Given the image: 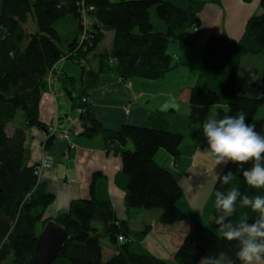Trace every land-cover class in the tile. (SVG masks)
I'll list each match as a JSON object with an SVG mask.
<instances>
[{"label":"trees","instance_id":"trees-1","mask_svg":"<svg viewBox=\"0 0 264 264\" xmlns=\"http://www.w3.org/2000/svg\"><path fill=\"white\" fill-rule=\"evenodd\" d=\"M257 1L261 13L247 20L240 40L235 41L224 33L206 39L197 85L188 96L189 104L194 106L224 105L244 114L246 124H251L259 108L264 106V90L259 97H249L237 86L241 58L247 54L264 56V0ZM211 3L219 4L220 0H187L186 7L167 0H2L0 264H33L37 239L49 220L67 233L51 264H168L141 246L146 229L133 231L128 221L116 218L111 202L101 194L104 177L99 172L92 175L89 198L73 201L68 211L60 212L52 219L45 218V211L55 197L34 175L37 163L29 162L26 130L45 131L43 148L48 150L54 138L48 133L49 127L39 120L38 105L47 87V75H55L56 65L61 60H74L85 71L89 61L96 58L95 75H111L123 82L133 79L157 81L176 68L168 53L169 45L183 41L192 46L200 36L199 15L205 5ZM152 8L166 27L164 33L153 28L150 21ZM66 18L76 22L77 31L66 48L61 49L60 34L55 25ZM85 18L89 26L82 39ZM188 30L194 32L193 37L183 40ZM106 32L113 34L110 47L99 50ZM69 79L76 82L74 78ZM261 85L264 88V76ZM66 92L71 97V91L67 89ZM74 108L80 110L81 136L102 135L106 147L120 156L122 168L115 181L124 191L127 209H158V221L163 226L184 221L186 215L177 206L182 189L172 172L158 165L154 157L159 150H164L177 160L185 139L206 143L200 123L203 120L169 110L149 115L148 127L109 126L94 117L91 105L82 96ZM19 111L22 126L14 127L9 133V124ZM182 131L187 132L186 136ZM238 167L229 163L220 173L231 170L237 176L233 184L241 192L264 195V189H250L244 183L242 174L236 171ZM228 187L216 179L215 192L226 191ZM238 214L239 208L234 218ZM215 215L213 207L212 219ZM249 215V223H252L255 214ZM94 222L101 223V228L94 226ZM213 226L215 232L202 222L194 221L190 233L174 254L173 264H198L201 257L220 251L235 259L237 242L224 240L217 233L218 226L215 223ZM121 236L127 242H118ZM101 238L108 242L109 246L105 247L114 251L108 260L103 259Z\"/></svg>","mask_w":264,"mask_h":264},{"label":"crops","instance_id":"crops-1","mask_svg":"<svg viewBox=\"0 0 264 264\" xmlns=\"http://www.w3.org/2000/svg\"><path fill=\"white\" fill-rule=\"evenodd\" d=\"M167 1L180 7L187 6V0ZM1 5L2 0H0V7ZM152 9V16H155L152 18L157 25L154 27L150 20L154 30L164 33L166 27L157 21L155 9ZM260 13L261 9L257 0L251 2L220 0L219 4L205 5L199 15L201 22L199 39L192 46H187L183 41L169 45L168 53L175 61L176 68L157 81L133 79L123 82L111 75H95L93 73L96 71V58L89 61L85 71L74 60L66 59L57 63L54 78L50 83L46 81L47 87L38 105V117L47 127L56 120L58 131L67 132L68 139H53L46 151L52 160V165L42 171L40 182L48 193L54 195L55 200L46 209L44 217L52 219L60 212L68 211L73 201L89 198L92 175L99 172L104 177L101 194L104 199L111 202L116 218L128 221L133 231L141 232L146 229L147 234L141 242L143 249L167 261L168 264H173L174 254L185 236L190 233L194 221L204 223L202 219L206 211L211 209L210 217L207 219L210 225H214L211 212L214 207L215 172H221L224 165L215 166L213 160L209 164L206 155L201 153L207 145L189 139L183 141L180 156L175 161L164 150H159L154 159L158 165L175 176L183 193L177 206L186 215V219L180 223L163 226L158 221L160 213L157 211L127 209L124 191L115 181L122 168L121 158L106 147L102 135L98 134L92 138L81 136L82 128L77 109L74 108L75 102L82 96L91 105L94 117L109 126L131 124L148 127L150 123L147 117L155 112L173 110L180 114L182 108H191L188 105V96L190 90L197 85L206 39L210 35L224 33L238 41L244 33L247 20L252 15ZM69 20L71 35L68 41L77 31L76 22L70 18ZM193 34L192 30H188L183 40L192 39ZM112 35V32L105 33V44L101 43V49L110 47ZM263 76V55L247 54L241 58L237 86L247 96L261 95L264 90L261 85ZM68 78H74L76 82ZM79 80L78 94L75 95L71 91V97H69L65 86L71 83L76 87ZM157 97H161L159 107L144 106L146 100ZM212 108H221L223 112L230 115L229 109L224 105H216ZM125 109L129 110L128 114L125 113ZM211 109L202 112L199 120L206 119L207 115L211 114ZM251 124H255L257 132L264 134V106L259 108ZM18 126H22V122L17 125L10 123V131L12 132L13 128ZM46 134L45 131L36 128L26 130V148L31 164L41 160ZM113 253L112 249L106 247L103 250V259L108 260Z\"/></svg>","mask_w":264,"mask_h":264},{"label":"clouds","instance_id":"clouds-1","mask_svg":"<svg viewBox=\"0 0 264 264\" xmlns=\"http://www.w3.org/2000/svg\"><path fill=\"white\" fill-rule=\"evenodd\" d=\"M196 107H199L197 105ZM199 117V113H196ZM246 116H224L222 119H204L201 123L207 147L203 153L215 165H239L244 183L250 189H264V134L255 130V124H246ZM251 164L250 167H241ZM219 183L230 186L216 191L213 222L219 235L226 241L237 242L235 259L223 251L201 257L198 264H264V195L241 192L233 184L237 176L229 170L215 172ZM239 208L238 216L237 213ZM249 213L255 214L249 223Z\"/></svg>","mask_w":264,"mask_h":264},{"label":"rangeland","instance_id":"rangeland-1","mask_svg":"<svg viewBox=\"0 0 264 264\" xmlns=\"http://www.w3.org/2000/svg\"><path fill=\"white\" fill-rule=\"evenodd\" d=\"M111 1H116V0H111ZM152 12H153V9H151V15H150V20L152 21V23H153V25H154V27L155 26H157L156 25V23H155V21H154V18H152V17H155V16H152ZM156 19H157V21L159 22V23H161L162 24V22L158 19V17H156ZM72 20V19H71ZM69 18H66V19H63L62 21H60V22H58L56 25H55V27H56V29L58 30V32H59V34H60V39H61V43L59 44V46H60V48L61 49H65L66 48V44H67V42H68V40H69V37H70V35H71V26L69 25ZM103 44H105V40L102 42V45ZM99 49H101V46L99 47ZM70 63H71V61H69ZM47 78H48V76L46 77V80H47ZM54 77H52V79H53ZM80 80L77 82V85H76V87H74L73 85H71V84H67V86H65L66 87V89L65 90H70V91H72V92H74V94L76 95V94H78V92H79V89H80ZM161 97H157V98H153V99H150V100H146L145 101V104H144V106H154V107H159L161 104H160V102H159V99H160ZM189 105V107H191V108H182L181 109V112H179L180 114H184V115H191V116H193V117H195V118H200L201 116H200V114L202 113V112H206L205 110H207V109H211L212 107H214V106H199V107H196V106H194V105H191V104H188ZM199 109H201V111H199ZM211 114H209V115H207V116H203V117H207V118H217V117H219V116H225V115H227L225 112H223L222 110H221V108H212L211 110ZM199 113V117H197L196 116V113ZM228 114H230V116H235V115H237V114H239L237 111H233V110H229V113ZM21 112L19 111L18 113H17V115H16V117H15V119H14V121H13V124H18V123H21L22 122V118H21ZM56 121V120H55ZM8 129H9V133L11 132L10 131V127H8ZM184 134H185V136H186V134H187V132L186 131H182ZM204 144V143H203ZM205 145H207L206 143H205ZM129 148L130 149H132V144L129 142ZM201 153H202V151H201ZM206 158H207V162L210 164L211 163V161H212V159H210V158H208L207 156H206ZM214 165H215V163H214ZM216 166V165H215ZM223 169V168H222ZM151 211H157V212H159L160 213V210H158V209H155V210H151ZM211 211V209L210 210H208V211H206V214L204 215V217H203V224H205L206 226H208V227H210L211 228V230H216L215 228H214V226H212V225H210V223H209V220L207 219V218H209L210 217V214H209V212ZM93 225L94 226H96L97 228H101V223H99V222H94L93 223ZM37 231L39 232L40 231V225H38L37 226ZM215 232V231H214ZM101 241H102V245H103V247H104V250L106 249V247L105 246H109L108 245V242L104 239V238H101ZM108 248V247H107ZM111 249V248H110ZM107 253H105V255H106Z\"/></svg>","mask_w":264,"mask_h":264},{"label":"water","instance_id":"water-1","mask_svg":"<svg viewBox=\"0 0 264 264\" xmlns=\"http://www.w3.org/2000/svg\"><path fill=\"white\" fill-rule=\"evenodd\" d=\"M66 238V231L56 226L53 220H49L37 239L33 264H51Z\"/></svg>","mask_w":264,"mask_h":264},{"label":"built area","instance_id":"built-area-1","mask_svg":"<svg viewBox=\"0 0 264 264\" xmlns=\"http://www.w3.org/2000/svg\"><path fill=\"white\" fill-rule=\"evenodd\" d=\"M89 10H92V8H89ZM82 25H83V29H84V33L82 35V39H84L86 29L89 26L88 20L86 18H85V20H83V24ZM194 31H195V29H194ZM56 72L57 71H55V73ZM47 76H48L47 82L50 83L52 81V77H54V74L50 73ZM79 111L80 110L78 109L77 112L79 113ZM125 113L128 114L129 110L125 109ZM48 133L54 139H59V140H67L68 139V133L67 132L58 131L57 121H55L52 125L49 126ZM51 165H52V160H51L50 156L47 154V152L44 150L41 160L36 164V166L34 168V175L37 176L38 180H40V176H41L42 171L45 170V169L50 168ZM118 242L124 243V242H127V240H126V238L121 236V237L118 238Z\"/></svg>","mask_w":264,"mask_h":264}]
</instances>
